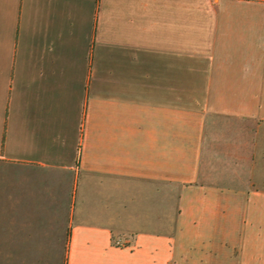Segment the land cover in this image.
Masks as SVG:
<instances>
[{
    "label": "crops",
    "instance_id": "obj_1",
    "mask_svg": "<svg viewBox=\"0 0 264 264\" xmlns=\"http://www.w3.org/2000/svg\"><path fill=\"white\" fill-rule=\"evenodd\" d=\"M0 191V264H264V0H0Z\"/></svg>",
    "mask_w": 264,
    "mask_h": 264
},
{
    "label": "rangeland",
    "instance_id": "obj_2",
    "mask_svg": "<svg viewBox=\"0 0 264 264\" xmlns=\"http://www.w3.org/2000/svg\"><path fill=\"white\" fill-rule=\"evenodd\" d=\"M1 192L2 191H0V194ZM5 201L6 197L0 195V253L6 251L13 258V256L18 253H24L25 246L23 239L22 241H19L17 238L18 234H15L17 231V229L14 228L16 227V223L13 225L14 223H7L5 221V216L7 215ZM7 233H9V237L7 236Z\"/></svg>",
    "mask_w": 264,
    "mask_h": 264
}]
</instances>
